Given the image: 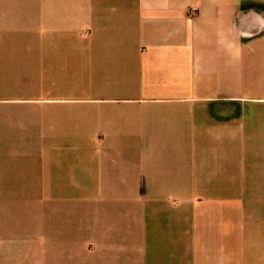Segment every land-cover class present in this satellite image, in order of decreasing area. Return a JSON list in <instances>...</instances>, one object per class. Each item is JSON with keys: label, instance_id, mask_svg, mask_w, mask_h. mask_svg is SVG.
<instances>
[{"label": "crops", "instance_id": "1", "mask_svg": "<svg viewBox=\"0 0 264 264\" xmlns=\"http://www.w3.org/2000/svg\"><path fill=\"white\" fill-rule=\"evenodd\" d=\"M106 7L77 28L128 39L108 58L129 70L79 109L91 137L27 149L24 17L0 11V264H264V0H132L124 26ZM49 148L73 152L49 192L82 200L46 221L24 193Z\"/></svg>", "mask_w": 264, "mask_h": 264}, {"label": "rangeland", "instance_id": "2", "mask_svg": "<svg viewBox=\"0 0 264 264\" xmlns=\"http://www.w3.org/2000/svg\"><path fill=\"white\" fill-rule=\"evenodd\" d=\"M131 2L132 0H0V11L16 13L22 20L24 17V65L20 72L24 77L25 95V123L21 136L25 139L26 149L31 148L34 137H46L49 134L72 138L92 136L94 131L78 120V111L96 104L99 89L103 86L106 88L103 83L100 85L101 77H112L115 73L129 70L128 65H113L108 57H112L113 46L128 51L130 43L128 39H117L119 35L104 31L97 34L89 27H77L83 25L84 20L98 5L107 10L108 4L115 7L113 12H108L111 16L114 15L115 24L124 26L126 23L123 20L128 16L127 8ZM31 25L38 29L36 34L27 29ZM134 69L135 67L133 72H139V68ZM6 72L0 66V77H6ZM15 72V68L11 66L9 73ZM63 110L71 112L67 117L70 116L72 120L63 121L59 118L62 115L56 113ZM33 112H40L41 118L34 119L36 113ZM72 153L68 149L61 148L57 151L49 148L38 158L36 170L40 174L41 187L35 192L25 191L24 202L37 206L39 219L49 220L51 203H81V194L50 193L48 189L49 170L55 168L54 160L62 159L60 161L69 165L67 160L72 159ZM76 173L79 175L80 169ZM66 214L63 209V219ZM45 262L48 263L45 260L43 264Z\"/></svg>", "mask_w": 264, "mask_h": 264}]
</instances>
